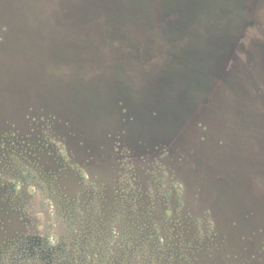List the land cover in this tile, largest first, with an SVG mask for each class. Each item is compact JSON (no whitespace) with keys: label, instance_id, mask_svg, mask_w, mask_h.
Listing matches in <instances>:
<instances>
[{"label":"rangeland","instance_id":"374dc122","mask_svg":"<svg viewBox=\"0 0 264 264\" xmlns=\"http://www.w3.org/2000/svg\"><path fill=\"white\" fill-rule=\"evenodd\" d=\"M0 264H264V0H0Z\"/></svg>","mask_w":264,"mask_h":264}]
</instances>
